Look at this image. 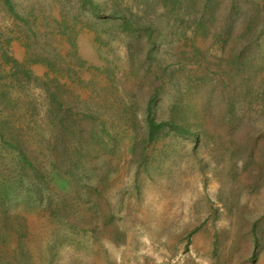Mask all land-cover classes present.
Returning a JSON list of instances; mask_svg holds the SVG:
<instances>
[{
    "label": "rangeland",
    "instance_id": "obj_1",
    "mask_svg": "<svg viewBox=\"0 0 264 264\" xmlns=\"http://www.w3.org/2000/svg\"><path fill=\"white\" fill-rule=\"evenodd\" d=\"M92 1L0 0V264H264V0Z\"/></svg>",
    "mask_w": 264,
    "mask_h": 264
},
{
    "label": "trees",
    "instance_id": "obj_2",
    "mask_svg": "<svg viewBox=\"0 0 264 264\" xmlns=\"http://www.w3.org/2000/svg\"><path fill=\"white\" fill-rule=\"evenodd\" d=\"M6 1L8 4L9 0ZM83 3L86 4V6H88L89 8L92 7L91 9H93L94 11H97V6L94 5L92 0H83ZM169 132H176L185 136L192 135L188 128L186 129L184 126H180V124L175 121H156L152 118V116H149L147 118L146 135L148 141H151L153 138L160 134L167 135Z\"/></svg>",
    "mask_w": 264,
    "mask_h": 264
}]
</instances>
